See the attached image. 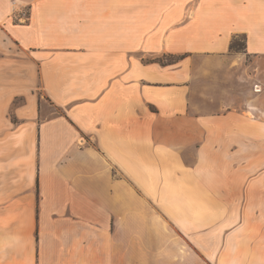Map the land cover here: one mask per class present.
Listing matches in <instances>:
<instances>
[{
    "label": "crops",
    "instance_id": "1",
    "mask_svg": "<svg viewBox=\"0 0 264 264\" xmlns=\"http://www.w3.org/2000/svg\"><path fill=\"white\" fill-rule=\"evenodd\" d=\"M259 58L264 0H0V264H264Z\"/></svg>",
    "mask_w": 264,
    "mask_h": 264
},
{
    "label": "rangeland",
    "instance_id": "2",
    "mask_svg": "<svg viewBox=\"0 0 264 264\" xmlns=\"http://www.w3.org/2000/svg\"><path fill=\"white\" fill-rule=\"evenodd\" d=\"M26 15H27L26 10H23L20 15H17L15 17V19L16 20L25 19ZM242 44H243V40L241 38L235 39L233 41L232 48L235 50H240L239 48L241 47ZM172 59L173 58H171V57H166V58H163L162 60H165V61L168 60L169 61ZM252 67H258V69L252 70L255 72V74H254L255 78L253 77L254 80L252 79L248 82L238 83L237 84V87H238L237 91L240 94V100H242L241 96H243V99H244L243 101L245 102L246 98L248 97V91L249 90L256 91L255 89H257V90L262 89V96L260 97L259 106L261 107L260 114H262L264 116V58H259V59L254 60ZM251 68L249 69L250 71H251ZM254 82H257L258 84L253 85ZM215 107H217V106H213V108H215ZM230 107H243V108H245L244 105L241 106V105H234V104H232V106H230ZM189 139L190 138H188L187 136H183V135L179 136L178 135V136H173L169 140H171L173 142H176V141L185 142V141H188ZM221 139L224 141L226 138H220V141H221ZM216 143H220V142L216 141ZM225 143L226 142H224L222 144H225Z\"/></svg>",
    "mask_w": 264,
    "mask_h": 264
},
{
    "label": "trees",
    "instance_id": "3",
    "mask_svg": "<svg viewBox=\"0 0 264 264\" xmlns=\"http://www.w3.org/2000/svg\"><path fill=\"white\" fill-rule=\"evenodd\" d=\"M231 48H232V45H231ZM243 48H244V42H243V44L241 45V47L239 49L242 50Z\"/></svg>",
    "mask_w": 264,
    "mask_h": 264
}]
</instances>
